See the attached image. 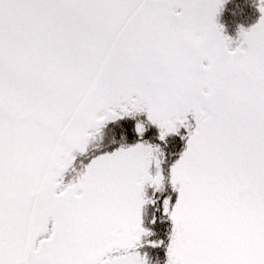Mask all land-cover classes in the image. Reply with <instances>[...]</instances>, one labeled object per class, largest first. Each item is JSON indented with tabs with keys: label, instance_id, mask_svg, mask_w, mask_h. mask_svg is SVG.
I'll return each mask as SVG.
<instances>
[{
	"label": "snow or ice",
	"instance_id": "1",
	"mask_svg": "<svg viewBox=\"0 0 264 264\" xmlns=\"http://www.w3.org/2000/svg\"><path fill=\"white\" fill-rule=\"evenodd\" d=\"M0 0V264H264V0Z\"/></svg>",
	"mask_w": 264,
	"mask_h": 264
},
{
	"label": "flooded vegetation",
	"instance_id": "2",
	"mask_svg": "<svg viewBox=\"0 0 264 264\" xmlns=\"http://www.w3.org/2000/svg\"><path fill=\"white\" fill-rule=\"evenodd\" d=\"M257 16L255 0H226L218 18L224 25L226 33L235 36L239 26H249ZM250 20L254 21L246 24Z\"/></svg>",
	"mask_w": 264,
	"mask_h": 264
},
{
	"label": "trees",
	"instance_id": "3",
	"mask_svg": "<svg viewBox=\"0 0 264 264\" xmlns=\"http://www.w3.org/2000/svg\"><path fill=\"white\" fill-rule=\"evenodd\" d=\"M254 19V18H253ZM254 20H250V21H247L246 22V24H249V23H251V22H253Z\"/></svg>",
	"mask_w": 264,
	"mask_h": 264
}]
</instances>
